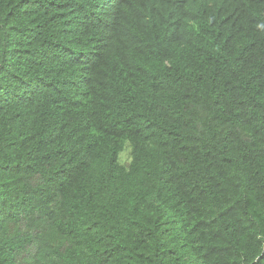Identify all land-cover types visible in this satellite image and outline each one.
<instances>
[{
    "label": "trees",
    "instance_id": "16d2710c",
    "mask_svg": "<svg viewBox=\"0 0 264 264\" xmlns=\"http://www.w3.org/2000/svg\"><path fill=\"white\" fill-rule=\"evenodd\" d=\"M0 264H264V0H0Z\"/></svg>",
    "mask_w": 264,
    "mask_h": 264
},
{
    "label": "rangeland",
    "instance_id": "374dc122",
    "mask_svg": "<svg viewBox=\"0 0 264 264\" xmlns=\"http://www.w3.org/2000/svg\"><path fill=\"white\" fill-rule=\"evenodd\" d=\"M127 158H128V154L125 153V154L123 155V159L125 160V159H127Z\"/></svg>",
    "mask_w": 264,
    "mask_h": 264
}]
</instances>
